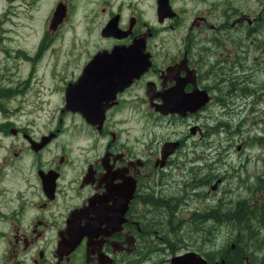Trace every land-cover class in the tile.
Wrapping results in <instances>:
<instances>
[{
	"label": "flooded vegetation",
	"instance_id": "obj_1",
	"mask_svg": "<svg viewBox=\"0 0 264 264\" xmlns=\"http://www.w3.org/2000/svg\"><path fill=\"white\" fill-rule=\"evenodd\" d=\"M39 1H19L26 25ZM11 27L0 264H264V166L246 145L264 143V0H53L31 41ZM131 57L149 67L115 74Z\"/></svg>",
	"mask_w": 264,
	"mask_h": 264
},
{
	"label": "rangeland",
	"instance_id": "obj_2",
	"mask_svg": "<svg viewBox=\"0 0 264 264\" xmlns=\"http://www.w3.org/2000/svg\"><path fill=\"white\" fill-rule=\"evenodd\" d=\"M19 1L20 0H17L13 3L14 6L12 9V11L15 12L17 14V16L19 15V11L17 10L16 7L19 6ZM52 1L53 0H40L37 8L34 7L31 10V13L33 14L34 18H36V20H37L36 22L35 21L32 22V27H31L30 24L26 25L27 21L22 14H20L19 18L17 16L11 15L10 14L11 7L7 6V4H9V3L5 2L4 0H0V14H1L2 10L5 9V7L7 6L6 10L8 11V15H9V16L4 18V22L2 24L0 23V34L1 33L10 34V33L4 32V30H8L11 27L10 22L14 21V22H16L17 25L16 26L14 25L13 27H11V29H12L11 33L18 35L19 37L24 38L23 40L28 39V41H31V39L34 37L32 35H35L36 31H39V30H40V32L42 31V28H43L42 27V17L44 15V13L46 12V10H48L50 8ZM63 30H65L63 33V34H65L66 31L68 30V28H65ZM57 45H60V43H57ZM67 46H68V43L65 42L63 44L62 50L66 51L67 48L69 47V46L68 47ZM76 51H79V49H77ZM55 56H56V58L53 60L56 61L55 66L57 67V69H59L62 74L68 73L69 69L67 71H65V67L68 64V58L65 55V53H64V55H62V53H61V55L55 54ZM67 123L68 122L66 121L64 123V125L68 129ZM155 133L157 134V136L160 135L159 137H162V136L166 137L168 135V134H159V132H157L156 129H155ZM263 137H264V134H263ZM171 138L173 139L174 137H171ZM247 138H248L247 139L248 144L246 143V145L248 147H249V141H257V143L251 142L252 146L248 150V159L252 158V162H251L249 168L264 166V155L262 154L263 152H262V150H259V151L256 150V149H259V147H263L264 143H260L259 140H257V138H255V137H250V138L247 137ZM258 139H260V138H258ZM234 145L235 144L232 145L230 152H235L236 148ZM242 156L244 159L245 154L243 152H242ZM257 158L259 159L258 161L255 160ZM221 170L224 171L223 169H221ZM230 183H231V186L233 187L234 185L237 184V180L234 179ZM228 187L229 186H227V188ZM253 197L254 198H262L263 196L253 195ZM251 203H253V202H251ZM202 211L206 212V210H204V209H202ZM258 226H259V224H258ZM220 227L224 228L225 226L222 225V226H219L218 228H220ZM218 232H219L218 240L227 238V235H226V232L224 231V229H220V230H218ZM263 232H264V230H263ZM174 233H177V232H174ZM178 234L180 236V233H178ZM172 235L173 234H168V237L171 239ZM181 236H182V240L185 242H191L192 241V237H193L192 232H191V230H189L187 228L182 231ZM181 236H180V238H181ZM253 241H256V238H253Z\"/></svg>",
	"mask_w": 264,
	"mask_h": 264
},
{
	"label": "water",
	"instance_id": "obj_3",
	"mask_svg": "<svg viewBox=\"0 0 264 264\" xmlns=\"http://www.w3.org/2000/svg\"><path fill=\"white\" fill-rule=\"evenodd\" d=\"M59 10V11H58ZM57 13L55 14V16H57L58 15V13L60 12V9H57ZM99 57V56H98ZM98 57H96L94 60L96 61V60H98ZM130 59V60H129ZM128 62H127V61ZM94 61V62H95ZM93 62V63H94ZM93 63L90 65V66H92L93 65ZM149 67V62L146 64L145 63V60L142 58V57H131V58H128V59H121V60H117L116 62H115V74H118V73H120L123 69H128V68H131L132 70H134L135 72H138V71H140V73L142 72V71H144L145 69H147ZM130 69V70H131ZM79 86V85H78ZM68 92H69V90H68ZM171 97L172 96H169V98L171 99ZM68 103V102H67ZM167 107H170V105H168ZM160 109H162V108H159V111H160ZM161 112V111H160ZM163 114H167V113H163ZM175 147V145L174 146H170V145H166L165 147H164V152H163V157H167L168 155H170L173 151H174V148ZM176 260H178V259H176Z\"/></svg>",
	"mask_w": 264,
	"mask_h": 264
},
{
	"label": "trees",
	"instance_id": "obj_4",
	"mask_svg": "<svg viewBox=\"0 0 264 264\" xmlns=\"http://www.w3.org/2000/svg\"><path fill=\"white\" fill-rule=\"evenodd\" d=\"M199 221H200L199 223H204V225H205L206 222H209V221L212 222V221L210 220V218H207V217H200V218H199ZM158 226H160V224H158ZM173 236L175 237L176 235L173 234ZM252 241H253V240H252Z\"/></svg>",
	"mask_w": 264,
	"mask_h": 264
}]
</instances>
